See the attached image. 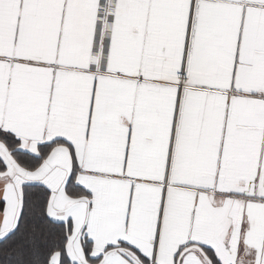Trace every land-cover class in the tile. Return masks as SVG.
Wrapping results in <instances>:
<instances>
[{
	"label": "snow or ice",
	"instance_id": "obj_1",
	"mask_svg": "<svg viewBox=\"0 0 264 264\" xmlns=\"http://www.w3.org/2000/svg\"><path fill=\"white\" fill-rule=\"evenodd\" d=\"M0 264H264V0H0Z\"/></svg>",
	"mask_w": 264,
	"mask_h": 264
}]
</instances>
